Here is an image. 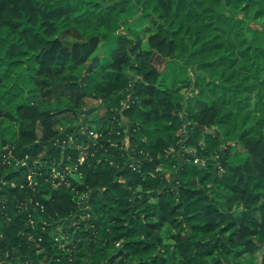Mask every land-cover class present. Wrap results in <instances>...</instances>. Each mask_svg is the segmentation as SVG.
<instances>
[{
  "label": "trees",
  "instance_id": "trees-1",
  "mask_svg": "<svg viewBox=\"0 0 264 264\" xmlns=\"http://www.w3.org/2000/svg\"><path fill=\"white\" fill-rule=\"evenodd\" d=\"M0 257L264 264V0H0Z\"/></svg>",
  "mask_w": 264,
  "mask_h": 264
},
{
  "label": "rangeland",
  "instance_id": "rangeland-1",
  "mask_svg": "<svg viewBox=\"0 0 264 264\" xmlns=\"http://www.w3.org/2000/svg\"><path fill=\"white\" fill-rule=\"evenodd\" d=\"M154 61H155L156 65L158 66V68L160 69V71L165 73L167 75V77L170 79H172L173 77H176L178 81L179 80L186 81V80H189L192 76V73L188 69L184 68L183 66H181L178 62H176L174 60L167 59V58L155 57ZM99 111H101V110H99ZM57 126L62 128L63 124L58 123ZM69 132L66 131L64 133L66 135L65 140H64L66 142L65 144H68L70 142V140L73 139V135ZM227 144L234 145L235 141L228 140ZM66 157H67V155H66L65 150H64L62 158H66ZM201 163L205 164V160H201ZM53 168H57V167L53 166ZM64 226L65 225L62 223H60L58 226H56V229H58L60 234L56 235L55 239L60 240L62 238L63 234H65V239L67 241L69 239V235H72L71 232H67L66 227H64Z\"/></svg>",
  "mask_w": 264,
  "mask_h": 264
},
{
  "label": "built area",
  "instance_id": "built-area-1",
  "mask_svg": "<svg viewBox=\"0 0 264 264\" xmlns=\"http://www.w3.org/2000/svg\"><path fill=\"white\" fill-rule=\"evenodd\" d=\"M90 132H91V134H93L94 136H97V135H98V132H97V131H93V130H91ZM83 159H84V156L81 155L80 160L82 161ZM68 170H69V171L71 170V167H70V166H68ZM52 171H53L52 174H53V176L55 177L54 183H56V179H57V177L60 178V181H63V180L65 179V176H66V172H65V170H62V169H60V168H53ZM1 262H2V259H1V257H0V264H1Z\"/></svg>",
  "mask_w": 264,
  "mask_h": 264
}]
</instances>
